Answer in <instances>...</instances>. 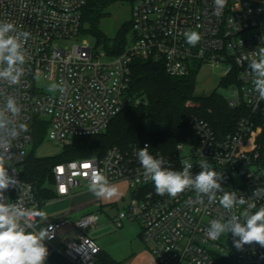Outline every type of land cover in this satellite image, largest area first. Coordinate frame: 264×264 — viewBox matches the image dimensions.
Masks as SVG:
<instances>
[{
  "label": "built area",
  "instance_id": "2783aa9c",
  "mask_svg": "<svg viewBox=\"0 0 264 264\" xmlns=\"http://www.w3.org/2000/svg\"><path fill=\"white\" fill-rule=\"evenodd\" d=\"M130 2L133 43L120 54L110 55L105 50L95 51L87 41L73 47L58 44L81 33L87 0H0V21L12 22L18 30L30 33L24 46L26 63L20 83H0V107L7 95L13 96L21 106L19 122L27 125V131H21L12 141L6 165L9 175L14 174L23 184L20 189L17 186L5 191V202L13 204L19 198L38 227L51 225L53 238L45 240L48 252H60L70 264H98L96 257L101 249L86 229L99 225L100 214L91 211L75 221L66 214L45 217L43 209L51 200L41 203L33 184L24 177V166L33 149L32 125L37 118L47 119L46 136L63 145L74 136L106 131L125 107L146 103L130 93L133 64L138 60L160 62L173 77L188 76L204 65H212L221 72L220 79H235L227 88L230 95L226 99L232 108L246 106L248 114L241 116L227 134L217 133L206 119L191 116L189 123L198 141L179 143L178 159L164 161V167L182 171L181 161L188 159L194 178L201 171L199 164L207 161L221 174L219 182L225 192L234 191L237 197L254 203L253 212L264 206V198L253 195L256 188H264V101H259L253 91L248 67L251 59L258 58L253 54L264 47V0H227L219 16L214 14V0ZM189 31L200 34L195 46L187 43L185 33ZM52 84L65 91H50ZM145 145L150 148L149 143L128 151L112 146L100 157L55 164L50 183L55 198L70 197L75 187H88L93 170H100L109 184L126 180L131 197L112 217L118 227L126 221L137 222L159 264H214L217 257L227 255L234 247L231 233L214 239L207 232L212 219L226 220L231 214L218 202L223 193L217 192L213 203L192 188L175 198L157 194L154 182L144 178L136 155ZM246 207L238 206L233 211L239 215ZM70 222L78 232L59 240L61 228ZM234 250L233 264H264V248L258 244Z\"/></svg>",
  "mask_w": 264,
  "mask_h": 264
},
{
  "label": "clouds",
  "instance_id": "9594fccd",
  "mask_svg": "<svg viewBox=\"0 0 264 264\" xmlns=\"http://www.w3.org/2000/svg\"><path fill=\"white\" fill-rule=\"evenodd\" d=\"M226 4L227 0H214V14L219 16ZM29 37V32L18 30L14 23L0 21V83H20L24 74L22 66L26 63L24 46ZM185 37L192 46L200 40V34L196 31L186 32ZM253 55L258 57L248 64L253 75V91L258 94L259 101H264V47ZM57 89L65 91L57 84H52L49 90ZM20 113L21 106L16 99L7 95L3 107H0V264H45L49 254L45 240L53 238L52 226L38 227L22 207L19 198L13 204L5 202V191L17 186L20 189L23 184L14 174L9 175L6 167L12 141L21 131H27V125L19 122ZM148 149L149 146L145 145L136 155L144 169V178L154 182L157 194L175 198L192 188L199 194H206L208 202L213 203L217 201L216 193L222 192L218 202L231 214L226 220L223 217L212 219L207 229L209 235L218 239L222 234L231 233L237 250H243L244 245L253 243L264 248V206L253 212L252 209L256 208L254 203H249L243 196L237 197L234 191L225 192L219 182L221 174L212 170L207 161L199 164L201 171L193 178L190 172L193 164L188 159L181 161L182 171H175L165 168L164 160L150 154ZM88 188L94 196L102 199H111L117 192L100 170L91 172ZM253 195L264 198V188H256ZM242 205L247 207L237 215L233 209Z\"/></svg>",
  "mask_w": 264,
  "mask_h": 264
},
{
  "label": "trees",
  "instance_id": "16d2710c",
  "mask_svg": "<svg viewBox=\"0 0 264 264\" xmlns=\"http://www.w3.org/2000/svg\"><path fill=\"white\" fill-rule=\"evenodd\" d=\"M90 3L91 0H87L82 10L81 31L84 11L88 13ZM92 4L97 5L98 2L92 1ZM97 20H99L98 17L94 18L95 22ZM127 24L120 28L113 39L104 38L98 29L93 32L98 43H102L105 50H107L106 40L113 44L114 50H107L108 54L118 55L126 48L131 22L128 27H126ZM198 72L193 71L184 77H173L165 71L164 65L160 62L135 61L130 93L142 97L146 103L125 107L102 133L72 137L63 145V150L58 155L37 156L34 149L29 152L24 166V177L33 184L40 202L47 203L56 196L50 186L51 170L59 162L76 158L100 157L112 146L128 151L132 146L144 143H149V151L157 157H162L164 161L177 160L179 143L188 144L198 141L189 123L193 115L206 119L219 134L232 132L238 119L248 114L247 107L244 105L238 108L230 107L226 96L216 90L206 95H197L195 88ZM233 82L235 79L232 77L222 78L219 86L227 89ZM118 117L119 123L110 130ZM34 126V140L39 142L38 128L47 129L48 122L37 118ZM234 257L235 250L231 246V251L227 255L217 257L214 264H233ZM96 261L98 264H122L103 250L97 255Z\"/></svg>",
  "mask_w": 264,
  "mask_h": 264
},
{
  "label": "rangeland",
  "instance_id": "374dc122",
  "mask_svg": "<svg viewBox=\"0 0 264 264\" xmlns=\"http://www.w3.org/2000/svg\"><path fill=\"white\" fill-rule=\"evenodd\" d=\"M92 1H97L98 4L94 5L92 4ZM96 17H98L99 20L95 22L94 18ZM91 18H93V20H91ZM131 18L132 5L130 0H91L90 10L88 11V13L84 11L83 30L81 31V33L69 39H61L58 41V44L59 46L73 47L75 44H82L87 41L92 47H94L95 51L105 50L104 45L102 43H98L97 37L95 36V34H93L95 29H98V31L102 33V36L104 38L109 37L113 39L116 37L117 32L125 23H128L126 27H128V25L130 26L129 22H131ZM127 39V46H130L133 43L134 39L133 31L131 29L127 33ZM106 43V49L113 51V44H111L107 40ZM105 58H109V56ZM220 77L221 72L214 66H202L197 74V85L195 88V93L197 95H206L216 90L222 93L224 96L228 97L230 95L228 89L219 86ZM119 117L111 125L110 130L119 123ZM34 124L32 125V129L35 131ZM38 130L39 132L37 133V136L38 138H40V141L35 142L34 140L32 144L36 155L54 156L60 154L63 150V144H57L48 139V136H46L48 128H44V130H42V128H38ZM68 142L69 140L66 143ZM110 185L116 188V195H114L111 199L101 198L103 204H107V206L105 208V211L100 213L99 225L92 228L88 227L86 229L88 236L94 239L99 245L100 249H102L113 259H115L114 257L117 256L122 257L125 253L132 255L145 251L148 254L150 252L149 247L140 237L141 228L137 222L126 221L123 227H118L112 221V219L108 217V214L109 216H114L115 214L119 213L122 210L123 205L130 200L131 193L129 189V182L126 180H121ZM85 189L86 188L84 186L76 187L74 188L73 192L74 194L79 192H89V190L87 191ZM69 202L61 198L53 200L44 207L43 213L45 215H52L62 210H68ZM80 210L81 209L77 211ZM72 212H76V210L74 209L72 210ZM72 221H75V219H72ZM61 231L67 236L71 235L72 233L78 232L74 228L72 222L64 225L61 228ZM115 260L121 262L124 259ZM131 264L141 263L135 261ZM143 264L148 263H146L145 261Z\"/></svg>",
  "mask_w": 264,
  "mask_h": 264
},
{
  "label": "crops",
  "instance_id": "0c3cea01",
  "mask_svg": "<svg viewBox=\"0 0 264 264\" xmlns=\"http://www.w3.org/2000/svg\"><path fill=\"white\" fill-rule=\"evenodd\" d=\"M79 187H81V186H79ZM85 188H86L85 190H87V191L89 190L88 187H85ZM73 191H74V188L72 189V195L70 197L61 198V199H65L68 202L70 201L69 205H68L70 210L69 209L68 210H62V211H59V212L52 214V215H45L44 214L45 217L50 218V217L55 216L57 214H66L68 216L70 215L69 217L72 220V219H77L82 214H85V213H88L91 211H97L99 214L101 212L105 211L107 204H103L101 198H97L96 196H92L93 194L90 191L89 192H79L76 194H74ZM53 200H56V198L52 199L50 202H52ZM49 203H47L45 206H47ZM97 204H100L101 208L98 207ZM111 205H113V204H111ZM74 209L76 210V212H72V210H74ZM79 209H81V210L77 211ZM108 217L110 219H112L113 216H109V214H108ZM73 235H75V233H72L71 235L67 236L64 233H62V231H60L59 240L62 241V240L69 238ZM140 237L142 238L141 233H140ZM142 240H143V238H142ZM150 252L147 254L144 251V252L136 253V254H132V255L125 253L122 257L117 256L114 258L119 259V260L124 259L123 261H121L122 264H131L132 262H135V261H138L141 264H143L145 261L148 264H157V262H158L157 259L152 254V252L151 253ZM45 264H70V262L60 252L52 251V252H50L49 256L47 257Z\"/></svg>",
  "mask_w": 264,
  "mask_h": 264
}]
</instances>
